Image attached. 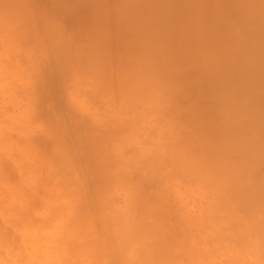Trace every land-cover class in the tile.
Here are the masks:
<instances>
[{"label": "clouds", "instance_id": "9594fccd", "mask_svg": "<svg viewBox=\"0 0 264 264\" xmlns=\"http://www.w3.org/2000/svg\"><path fill=\"white\" fill-rule=\"evenodd\" d=\"M0 264H264V0H0Z\"/></svg>", "mask_w": 264, "mask_h": 264}]
</instances>
